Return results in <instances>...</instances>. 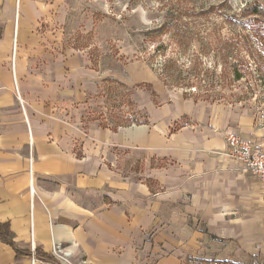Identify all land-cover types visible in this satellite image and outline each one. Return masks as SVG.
I'll use <instances>...</instances> for the list:
<instances>
[{"label":"crops","instance_id":"0c3cea01","mask_svg":"<svg viewBox=\"0 0 264 264\" xmlns=\"http://www.w3.org/2000/svg\"><path fill=\"white\" fill-rule=\"evenodd\" d=\"M58 27L59 0H0V224L19 250L0 236V264H50L37 248L60 264H137L138 241L164 227L163 207L173 214L181 196L230 189L242 175L224 155L232 117L183 97L143 124L85 128L59 106L74 96L65 68L81 65L59 54ZM110 147L156 163L133 179L102 163Z\"/></svg>","mask_w":264,"mask_h":264},{"label":"rangeland","instance_id":"374dc122","mask_svg":"<svg viewBox=\"0 0 264 264\" xmlns=\"http://www.w3.org/2000/svg\"><path fill=\"white\" fill-rule=\"evenodd\" d=\"M194 2L197 12H209L202 16V28L214 33L215 40L249 34L244 29L249 18L257 17L264 24V0ZM191 8L190 0H59V54H72L81 65L76 72L65 68L69 72L66 88L74 96L61 95L59 106L75 114L85 128L107 124L123 129L135 118L144 121L143 109L149 117L155 107L182 99L183 89L166 85L146 58V51L153 46L143 39V32L176 11ZM255 46L259 67L250 60L243 71L252 74L248 72L238 81L223 82L220 65L217 77L211 75L213 69L207 71L216 61L221 62V52L207 45L206 39L196 41L181 56L189 60L194 50L203 62L201 83L196 81L189 88L202 97L196 103L208 114L216 110L231 114L226 134L236 132L264 151V79L258 78L257 71L264 73V46ZM241 55H247L244 48ZM248 86L256 91L245 96V91H250ZM217 95L223 100L212 102ZM224 155L242 175L238 174L230 189L210 186L200 194L181 196L176 204L179 210L173 214L163 207L160 216L164 227L159 236L150 231L138 241L137 264H158L164 258L172 264H264V184ZM97 156L102 157L105 167L121 170L133 179L146 178L156 163L143 151L118 147L100 150Z\"/></svg>","mask_w":264,"mask_h":264},{"label":"trees","instance_id":"16d2710c","mask_svg":"<svg viewBox=\"0 0 264 264\" xmlns=\"http://www.w3.org/2000/svg\"><path fill=\"white\" fill-rule=\"evenodd\" d=\"M190 1L194 5V8L185 12L176 11L175 14L161 24L144 31L143 36L145 38L143 39L153 46L150 51H146L148 54L146 58L151 60V64L158 71L160 79L170 87L182 88L184 98H192L197 102L202 97L189 90V88L196 81L201 83L202 78L200 75L201 71H203L201 67L203 62L194 50L189 60L182 58L181 55L188 53L196 41L203 42L206 39L207 45H213L215 50L218 49L221 52L219 58L221 62L219 60L216 61L214 66L210 65L208 67L207 71H211L209 68L213 69L210 73L217 77L220 65L219 77L223 82L227 79L232 81L241 80L243 76L248 75L249 71L243 70L245 69L244 66H247L250 60L259 67V59L255 58L254 50L256 49V44H262L264 46V24H261L262 20L257 17L249 18L244 22L246 25L244 29H247L249 34H239L226 39L216 37L215 40L212 37L214 33L207 32L202 28L205 26V20L202 19V16L207 15L209 12L206 10L197 12L194 0ZM247 25L250 27L247 28ZM241 48L247 51L246 56L248 59L246 56L241 55ZM240 65L242 66L241 68L239 67ZM257 71L260 72H258V78L264 79V73L260 69H257ZM249 73L252 74V72ZM205 86L207 85L205 84ZM248 88L250 91H245V96L248 92L256 91L252 86H248ZM262 91H264V88ZM206 98H210V96ZM222 98V95H217L213 98L214 100L212 102L221 101L223 100ZM143 110L145 111L144 116H142L144 121H139L135 118L133 123L125 127L131 126V124L139 125L146 123L148 121V114L146 109ZM98 127L110 128L114 131L122 128V126L111 128L107 124H101ZM0 236L19 252L9 236V227L7 224H0ZM35 255L37 258L50 264H60L52 255L43 253L38 248L35 251Z\"/></svg>","mask_w":264,"mask_h":264},{"label":"built area","instance_id":"2783aa9c","mask_svg":"<svg viewBox=\"0 0 264 264\" xmlns=\"http://www.w3.org/2000/svg\"><path fill=\"white\" fill-rule=\"evenodd\" d=\"M226 136V157L240 164L246 171L252 172L256 179L264 184V151L256 142L243 140L236 132L228 131ZM32 248L33 251L36 248L34 242H32ZM58 251L55 249V252L62 258L70 254L61 248Z\"/></svg>","mask_w":264,"mask_h":264}]
</instances>
